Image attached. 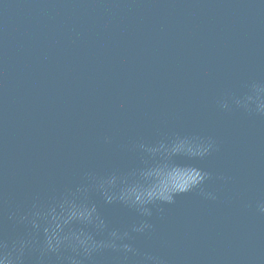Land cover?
Listing matches in <instances>:
<instances>
[{"label": "water", "instance_id": "water-1", "mask_svg": "<svg viewBox=\"0 0 264 264\" xmlns=\"http://www.w3.org/2000/svg\"><path fill=\"white\" fill-rule=\"evenodd\" d=\"M251 81H264V0H0V235L24 231L9 213L34 195L136 167L134 143L195 134L216 141L195 163L217 199L177 196L135 247L166 264H264V116L217 105ZM94 198L113 226L138 220ZM93 264L125 262L105 250Z\"/></svg>", "mask_w": 264, "mask_h": 264}, {"label": "clouds", "instance_id": "clouds-1", "mask_svg": "<svg viewBox=\"0 0 264 264\" xmlns=\"http://www.w3.org/2000/svg\"><path fill=\"white\" fill-rule=\"evenodd\" d=\"M244 87L242 94L219 99L218 107L231 111L235 105L250 115L264 116V81ZM132 148L139 156L136 167L103 174L86 170L79 183L58 195L42 199L36 194L26 209L11 211L9 219L23 225L24 231L11 238L0 235V264H30L33 255L32 264H47L52 256L57 264H93L95 255L105 250L121 254L125 264L130 260L166 264L161 256L136 248L133 241L152 231L154 210L162 214V205L174 204L177 196L198 192L204 199H217L214 191L206 190L213 173L195 163L216 151L217 144L211 136L176 133L152 143L138 141ZM94 197L104 205L130 209L138 220L113 226ZM256 208L264 214V199Z\"/></svg>", "mask_w": 264, "mask_h": 264}]
</instances>
